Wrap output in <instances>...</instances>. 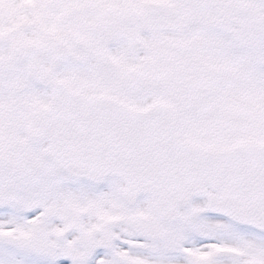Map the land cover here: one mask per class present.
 <instances>
[{
    "label": "snow or ice",
    "instance_id": "obj_1",
    "mask_svg": "<svg viewBox=\"0 0 264 264\" xmlns=\"http://www.w3.org/2000/svg\"><path fill=\"white\" fill-rule=\"evenodd\" d=\"M0 264H264V0H0Z\"/></svg>",
    "mask_w": 264,
    "mask_h": 264
}]
</instances>
